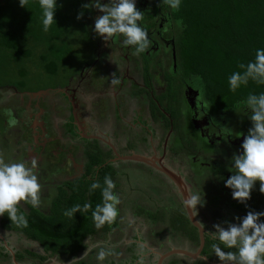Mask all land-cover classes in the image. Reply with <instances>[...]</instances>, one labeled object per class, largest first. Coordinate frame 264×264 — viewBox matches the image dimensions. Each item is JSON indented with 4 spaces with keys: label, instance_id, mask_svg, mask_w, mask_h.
<instances>
[{
    "label": "rangeland",
    "instance_id": "374dc122",
    "mask_svg": "<svg viewBox=\"0 0 264 264\" xmlns=\"http://www.w3.org/2000/svg\"><path fill=\"white\" fill-rule=\"evenodd\" d=\"M142 1L136 0V4L142 6ZM107 2L108 0H104V3ZM99 15H102V13H97L96 11L95 15L88 17L90 18L88 19L90 25H88L87 29L82 27L84 32H80L78 29L82 24L77 22L76 19L71 21L74 31L70 33L67 39L70 47V54H68L69 58L67 60L49 64L42 59L40 60L39 55L45 48L44 41L39 43L27 36L20 41V48L28 51L24 55H29L18 59L10 52L7 55L8 64L0 65L3 68H0V154L3 155L6 162L23 161L27 166H31L32 161L36 162L35 172L42 185L41 206L37 208L43 211H45L44 207H46L47 199L52 195L55 186L62 181L74 179L81 173L87 150L89 148L104 147V144L98 141L85 139L80 136L81 134L77 136L76 133H72V116L73 122L76 124L74 111L78 112L79 110V114L85 113L83 115L86 117H84L83 121L86 122L87 129L89 126L91 129H93L92 126L98 127V125L104 127L106 133L112 137L116 149L121 153L123 147L116 142L115 133L119 134L121 144H124L123 139H126L127 142L129 137L135 138V134L138 138L143 137L139 124L142 128L143 126L145 128L154 127L156 120H152V123L150 117H148L149 113L152 114L157 108L161 110V106L165 105V103L168 105L167 99L162 100L161 97H169L170 101L178 102L179 106L176 107L180 114L186 112L184 97H189V95L191 107H194L196 105L195 102L198 101L199 107L203 108L201 103L204 100L200 97L197 90L192 87L191 82L184 79L177 69V61L173 45L171 44L173 40L170 32L171 27L168 26L169 20L166 19L165 23L162 24V29H158V27H161V25L158 26L159 22L154 25L151 20H144V18L139 21L140 26L148 32L151 44L144 53L134 55L135 47L125 46L122 35L105 41L94 32V20ZM152 33H157L161 37L158 35L157 38L150 36ZM63 45L62 47H65V44ZM48 46H46L47 49ZM120 68L122 70L121 73H125L126 79L116 85L117 88H120L122 84L123 88L115 96L117 91L113 90L116 86L112 88L110 80L113 73L120 80L118 74ZM126 68H128L127 71ZM89 70L92 71L93 76L85 80L89 75V72H86ZM81 73H86L87 76L82 78ZM66 83L69 84L68 87L72 90L70 93H73L74 89V92L86 101L87 109L84 101L79 103L78 97L73 96L71 100L70 95L61 90V86ZM104 85L107 86L103 87ZM66 88L67 86L64 89ZM195 88L198 89L197 87ZM91 94L94 95L90 96ZM152 99L155 101L153 102ZM36 102H38V112L42 109L41 115L36 112L37 107L34 105ZM29 104H31L30 108ZM32 104L34 105L33 108ZM130 106L133 107V112L127 111ZM71 109L72 116L68 120L67 116L70 114ZM200 111L204 112V108L195 111L191 109V114L195 112L196 115L203 116ZM9 112L18 121L15 126H10L8 123L9 119L12 118L8 115ZM119 112L121 113L119 114ZM239 112L241 117L237 116V118H234L235 122L241 126L242 132L241 143H236V148L239 147L238 149L241 148L243 138L248 134L252 126V122L249 119L250 110L243 108ZM121 116L124 118L123 121L120 119ZM36 121H45L46 125L52 129L48 136V133L44 135L43 128L38 127L43 134L40 135L42 139L39 144L37 142L38 133H35ZM221 124L224 123L221 122ZM199 128L193 130L202 133ZM35 135L36 141H34ZM132 143H130L131 146ZM106 148L109 147L106 146ZM144 150L141 151V155L147 156V150ZM202 150L203 153H209L210 148L205 143L202 146ZM241 152H243V149ZM182 157L185 160L180 157L181 165L178 168L175 166V168L180 170V172L189 174L195 184L194 187H190L194 194L200 190L206 195L207 191L205 190L207 189L205 185L198 184L196 177L191 174L190 165L188 166L189 161L184 155ZM116 165L118 167V175L116 176L117 185L115 189L120 198L117 216L118 224L107 234H97L93 239H88L87 251L78 259H51L48 264H92L94 261H97V264H146L147 258L150 257L147 256L150 251L149 247L152 249V254L155 255L163 253L171 247L178 246L184 247L188 251L193 250L195 245L193 246L192 243L189 245L190 242L183 244L184 241L180 235L178 233L175 234V231L170 230L169 225L166 224L171 208L178 201L175 195L168 196L170 188L165 183L163 184L160 179H157L159 177L146 171L147 166L144 168L145 165H138L133 162H125L124 164L116 162ZM225 171L226 168L221 170V172ZM231 171L236 172L237 170L233 167ZM206 172L208 173H203V176L210 177L217 173L212 170H206ZM210 178L213 180L215 176ZM215 189L218 188L211 189L207 197L203 195L205 204L202 207L197 205L198 213L201 212L212 225L221 224L223 227H227V225H224V221L217 216L218 214L225 215L230 220H227L229 223H240L244 215L235 214L231 207L247 210L250 205L247 201L241 206L235 205L233 202L229 205L226 199L232 190L228 187L220 188L218 190L223 192L221 193V191L219 192ZM253 190L255 191V199L251 201L252 204H255L257 199L256 191L259 190V185L256 190L254 188ZM257 195L259 196L260 192H257ZM135 201L138 204L148 205V207H161L162 211L166 213H164V218L160 220L164 223H161L160 226L157 224L156 227L141 225L140 221L142 219L135 217L134 207L136 208L137 205H135ZM261 203L264 207V199ZM29 205L31 203L22 201L18 207L26 209ZM212 231H215L214 228ZM1 247L8 251L10 255V252L14 253L17 250L23 252L24 248L29 247L41 251L39 246L22 235L2 231H0ZM128 247L131 250L135 248V252L138 253L134 261H131V253L127 251ZM101 249L108 251L110 254L103 261H98L97 255ZM175 256L180 259L179 261L176 260L177 264L209 263L202 261L203 259L192 260L184 256H180L181 258H179V255ZM151 259H154L153 255ZM28 260L27 256H25L23 264H29L27 263ZM215 264H222V262Z\"/></svg>",
    "mask_w": 264,
    "mask_h": 264
},
{
    "label": "trees",
    "instance_id": "16d2710c",
    "mask_svg": "<svg viewBox=\"0 0 264 264\" xmlns=\"http://www.w3.org/2000/svg\"><path fill=\"white\" fill-rule=\"evenodd\" d=\"M90 1L56 0L57 8L54 13L56 23L45 32L42 23L43 10L39 0H30L27 8L20 7L19 0H0V65L8 64L7 55L10 52L18 59L29 55H24L28 51L20 48V41L27 36L39 43L44 41L45 48L39 55L40 60L48 64L67 60L70 54L67 39L74 31L71 21L76 19L82 24L78 28L80 32H84L83 28L89 27L88 19L90 18L88 17L95 15L97 11L94 7H83L85 4H90ZM141 3L142 6L136 4V7L139 10L141 7V11L145 14L144 20H151L154 25L159 22L158 26L161 25V27L158 29H162L166 19L169 20L168 26L171 27L173 39L171 44L177 69L207 102L209 114L228 115L231 112L243 110L247 108L243 102L250 94L264 93V83L256 80L249 79L247 84H241L235 91L230 89L228 83L232 73L245 71L240 68L241 64L247 65L253 62L256 51L264 49V0H181L179 10L171 9L162 0H143ZM80 13L82 17L77 19ZM61 42L65 44V47H62L64 45ZM47 45H49L48 49ZM0 68L3 69L2 66ZM66 85L64 84L61 88ZM175 102L173 101L172 104L174 105ZM172 111L175 119L174 130L178 126L183 127V123L179 122L180 116L175 117L178 115V108L172 106ZM71 125L72 133L78 136L76 124L72 122ZM186 139L187 142L192 143L187 151L191 159L197 144L189 137ZM93 140L103 144L99 140ZM105 147V145L94 149L87 147L89 149L84 156L81 174L55 186L52 195L47 199L45 211L32 205L27 206L26 209L19 207V211L27 217L26 228L17 227L10 222L7 213L0 216V231L20 234L41 248V251L30 247L24 248L23 252L15 251L14 257L19 264L25 262V256L29 259L27 262L29 264H48L51 259L61 260L62 258L76 260L87 251L88 238L97 234L105 235L118 224V218H116L112 224L106 223L103 227L97 228L92 218V210L97 204L103 203L101 193L105 187V176H109L117 185L118 167L115 163H106L112 154L111 150ZM224 163L229 167L228 170L230 168L232 170L233 155L228 156ZM137 164L144 166L143 163ZM194 167L196 168V165ZM203 170L205 168L202 170L196 168L194 173L203 174ZM233 173L235 172H227L230 176ZM222 176L223 180L224 175ZM93 181H98L100 188L89 195V188ZM255 184L256 190L258 185L260 187V183L257 181ZM250 199H253L252 195ZM89 201L92 209L83 211V205ZM77 204L81 206V211L71 218L66 216L65 212ZM139 210L141 216L153 227L157 226L162 218V214L158 211ZM179 222L183 225L181 231L185 237L197 246L199 244L197 229L185 213L183 218H179ZM213 244H218L224 251H236L206 236L202 254L213 263L221 262L215 256ZM127 251L131 253V261H134L137 258L135 248L131 250L128 247ZM156 257L154 255V259H151V255L146 263L155 264ZM0 264H12L11 255L3 247L0 248ZM92 264H97V261ZM168 264L176 263L173 261Z\"/></svg>",
    "mask_w": 264,
    "mask_h": 264
},
{
    "label": "clouds",
    "instance_id": "9594fccd",
    "mask_svg": "<svg viewBox=\"0 0 264 264\" xmlns=\"http://www.w3.org/2000/svg\"><path fill=\"white\" fill-rule=\"evenodd\" d=\"M173 10H179L181 0H162ZM30 0H19V6L27 8ZM43 16V30L47 32L56 23L54 13L57 8L56 0H39ZM84 8L94 7L102 15L95 19L94 32L105 41L122 35L125 46H134V55L144 53L150 46L148 32L140 26L139 21L143 20L144 12L136 7V0H108L101 3V0H91ZM82 17L78 14L77 19ZM240 68L245 69L243 73L234 72L229 77L230 89L235 91L241 84H247L249 79L264 83V49H258L255 60L247 65L241 64ZM112 85H118L120 80L112 74L110 80ZM251 115L249 119L252 126L248 134L244 136L241 148L242 154L234 155V167L236 172L226 181L225 187L232 189V198L244 203L251 198V191L257 181L260 183L259 191L264 194V93L260 95L250 94L243 102ZM204 109H208L206 101H202ZM12 117L11 112L8 113ZM10 126H15L18 121L12 117L8 121ZM36 162L32 161L31 166L25 162H6L0 154V216L7 213L10 222L17 227L26 228L28 220L25 214L19 211L22 201L29 202L33 207L41 206L42 185L35 172ZM105 187L102 189L103 203L97 204L92 210V218L97 228L103 227L106 223L112 224L118 216V205L120 198L114 191L116 185L109 177L104 178ZM97 188H100L98 181H93L89 188V195ZM199 193H190L184 204L197 214V205L204 206L205 200ZM92 209L89 201L83 205V211ZM81 211L79 204L74 205L65 212L68 217H73ZM19 213V214H18ZM264 212L249 211L242 218L240 223H228L227 227L221 224H214L215 231L209 232L213 240H218L228 249L236 251H224L218 244H213L215 256L222 264H264V222H261ZM204 229L203 223H200ZM110 253L101 249L97 255L98 261H103Z\"/></svg>",
    "mask_w": 264,
    "mask_h": 264
},
{
    "label": "flooded vegetation",
    "instance_id": "af4514ba",
    "mask_svg": "<svg viewBox=\"0 0 264 264\" xmlns=\"http://www.w3.org/2000/svg\"><path fill=\"white\" fill-rule=\"evenodd\" d=\"M103 3H104V0H103ZM98 12L99 11L97 10V13ZM157 35L159 37H161L157 33H152L150 36H154L157 38ZM127 70H128V68H126V71ZM88 72H89V75H88V77H86L85 80H88L90 77L93 76V73L91 70L87 71L86 73H88ZM121 72H122V70L120 68L118 70L120 81H124L126 79L125 73H121ZM86 73L85 74L81 73L82 78L84 76H87ZM66 84H67L66 85L67 88L64 89L66 87L65 86V87H62L61 90L67 92L70 95V99L72 100V96L69 92L70 88L68 87L69 84L68 83H66ZM70 84H71V82H70ZM105 86H107V85H104L103 87H105ZM110 86L113 88L114 85L110 84ZM122 88H123L122 84H121L120 88H117V86L114 88L113 91H117V94L115 96H117L121 92ZM193 94H195V93H193ZM73 95H74L73 97H78L77 100L79 103H80V101L81 102L84 101L75 92H73ZM92 95H94V94H91L90 96H92ZM189 97H190V95H189ZM189 97H184L185 102H186V110H185L186 112H183L182 114L178 113V115L175 116V117L180 116L179 122H181V124H182V121H183V127L178 126L175 130L173 128V126H175L173 123V122H175V120L173 121L172 106H174V107L179 106V103L175 102V104L173 105L172 104L173 101H170L169 97H161L162 100H164L165 98L167 99L168 105L165 103V105L161 106L162 107L161 110L159 108H157V110L153 111L152 114L149 113L148 117H150L151 122L154 119L156 120L154 122L155 125L153 124L154 127H152V128L146 127L145 128V126H143V128H142L141 125L139 124L140 132H142V134L144 135L143 137L138 138L135 134V138L129 137V140H127V142H126V139L125 140L123 139L124 144H121V141H120L121 139H120L119 134L115 133L116 134V138H115L116 142L119 143L123 147L121 153H119L118 150L116 149V147L112 141V137L106 133V130L104 127H100V125H98V127L92 126L93 129H91V127L89 126V128L87 129L86 122L83 121L84 117H86L83 115L85 113L82 112L81 114H79V110H78V112L74 111V113H75L74 116H75V118H77L76 120H78L81 123V125L84 129V132H87L86 134L96 135V136L101 137L102 140H100V139H96V140L101 141L105 146L109 147V149L111 150L112 156H111V158H109L106 161V163H108V162H112L115 164H116V162H118V163L121 162L122 164H124L125 162H127V163H131V162L139 163L136 161H123L120 159L112 160L115 158V155H114L113 150L109 144H111L114 147L115 151L120 155H128L131 153L141 154V151H143V149H145L144 151L147 150L146 153H148V154H146L147 157H156L158 159V161L155 160L156 164L162 165V166L170 169L175 175H178L180 177V184L186 188V192L189 195L190 193L194 194L192 192V190H190V187H194L195 184L191 180V177L189 176V174H187L186 172H180V170L175 168V166L178 168V166L181 165L180 164L181 160H179L180 157L183 160H185V158L182 157L184 155L186 157L187 161H189L188 166L190 165L191 174L196 177L199 185H201V184L205 185V188L207 189L205 191H207V193H206V195H204V197H207L208 192H210L211 189H213L215 187H217L218 189L225 187L224 179L227 180L230 177V175H228L227 172H232V171L228 170L229 167L226 165V163H224V160L230 155H233V156L239 155L241 150H242V148H240V149H238L239 147L236 148L237 144L241 143L240 137L242 135V132H241V126H239L237 124V122H235V120H234V118H237V116L241 117V114L239 111H237V112H231L228 115L225 113H219L218 115L213 116L212 114H209L204 109V112L200 111V113L203 114V116H198V115H196L195 112L192 113L193 114L192 115L191 109L193 111H195V110L203 109V108L199 107V104L197 103L198 101L195 102L196 105H194V107H191L190 102H189ZM152 101L154 102L155 100L152 99ZM84 104H86V109H87L86 101H84ZM188 107H190L191 109L190 108L188 109ZM127 111L133 112V107L130 106L129 108H127ZM120 113L121 112H119V114ZM145 113H146V111H145ZM244 114H246V112H244ZM244 114H242V115H244ZM146 115H147V113H146ZM71 116H72V109L70 110V114H68V116H67L68 120L71 119ZM244 116H247V115H244ZM120 119L122 121L124 120V118L122 116L120 117ZM217 121H219V122L217 124H215ZM72 122H73V116H72ZM221 122H223L224 124H221ZM36 124L37 125L35 128V133L36 132L38 133V135H37L38 141L37 142L39 144L41 139H42V138H40L42 131L38 127L43 128L44 135L46 133H48V136L51 133L52 129H50L51 127L46 125L47 123L45 121H36ZM209 126H210V130L208 131ZM198 127H200L199 130L202 133H199V132L193 130V129L197 130ZM71 130H69V131H71ZM78 133L80 135L79 130H78ZM90 133H92V134H90ZM129 135H131V134H129ZM187 137H189L190 139H193L195 141V143L197 144L196 150L192 152L193 157L191 159L189 158L187 151H189L188 146H190V144H192V143L187 142V139H186ZM85 139H87V138H85ZM93 139H95V138H93ZM155 139L157 140L156 142H155ZM34 141H36V135H35ZM130 143H132V146H134V147H132ZM205 143L210 148L209 153H203L202 146ZM34 145L36 146V144H34ZM105 149H108V148L105 147ZM241 154H242V152H241ZM144 165H145L144 168L147 166L145 169L146 171H148L152 175H155L156 177H159L157 179H160L163 182V184L165 183L166 186H168L170 188L169 189L170 193H168V191H167L168 196L171 197V195H175L177 200H178L177 204L174 205L173 208H171V211L168 214V218H167L168 220H167L166 224L169 225V229L175 231L174 232L175 234L178 233L180 235L181 239H183V241H184L183 244H185V243L188 244L190 242L189 245L192 243L194 246L195 243L188 240L185 237L184 233L181 231L183 225H182V223L179 222V218H183V213H185L187 215V212H186V208H185V204H184L182 195L180 193V189L174 184V182L171 179L166 177L164 174L158 172L155 168H153L149 165H146V164H144ZM195 165H196V168L199 170H202V168H205V170H203V173H208V172H206V170H212L213 172H217L214 175L215 178H213V180H211L210 177H214L213 175L210 177H207L206 175L203 176V174H201V172L195 174L194 173V170L196 169L194 167ZM223 168H226L225 172H221V170ZM152 170H154L155 172ZM158 173H160L161 175H159ZM222 175H224L223 180H222V177H223ZM255 186H256V184L254 185V188H255ZM218 189H215V190L220 192L221 190H218ZM156 191L160 192L158 190H156ZM115 192H116V189H115ZM199 192H201V194H202V191L198 190V193ZM254 192H255L254 190L251 191V195L253 196V199H255ZM257 192H260V191H256L257 199L255 200V204H252V201H251L252 199L247 200V203L250 205L249 209H247V210L241 209L240 210V209H237L235 207H231L232 211H234L235 214L244 215V216L249 211L264 212V207L261 205L262 204L261 201L264 199V196H263L264 194L262 195L260 193V195L258 196ZM221 193H223V192L221 191ZM230 193L231 194L226 199L227 204L230 205L232 202L238 206H241L244 204V203L238 202L237 200H234L232 198V191ZM134 203H135V205L137 204L136 208L134 207L135 217L142 219V221H140L141 225L148 227L149 222L141 216V214L139 213L140 212L139 209L151 210L153 212L157 210L158 212H160L162 214V218H164L165 211H162L163 209L161 207H159V206H156L155 208L148 207V205H144L143 203L138 204V202H136V201ZM178 205H180V207H178ZM192 213L194 215V218L198 221L199 224L203 223V225H204V237L210 236L209 232H212L213 225L209 223V221L203 216V214L201 212L198 213V211H197V214H196L194 211H192ZM216 214H218V213H216ZM217 216L220 217L221 220L224 221L223 222L224 225H227L229 223V222H227V220H229V219H227V217L225 215L218 214ZM187 217H188V215H187ZM260 219H261V222H264V217H261ZM161 223L163 224L164 222L160 221L157 224H159V226H160ZM154 227H156V226H154ZM157 228H159V227H157ZM88 239L91 240V239H93V237H90ZM204 244H205V242H204ZM198 246H199V244L197 246L195 245V247H193V250H191V252H194L198 248ZM178 247H180V246H178ZM180 248H184V247H180ZM148 249L150 251H149V254L147 256H150V257H151V255L154 256L155 254H152L153 253L152 249L150 247ZM135 255L138 256V253L135 252ZM156 256L157 257L155 258V264H156V260L158 258V255H156ZM180 256L181 255H179V258H181ZM150 257L147 258L146 262H148ZM184 257L191 259L190 257H187V256H184ZM197 259H200V260L203 259L202 261H204L206 263L209 262L208 264L213 263L212 261L207 259L206 255L202 254V251L200 252V255ZM197 259H195V260H197ZM176 260L179 261L180 259H178L177 256L172 255V256H169L168 258H166L162 264H168L169 262H173V261L177 264ZM214 263H216V262H214Z\"/></svg>",
    "mask_w": 264,
    "mask_h": 264
},
{
    "label": "water",
    "instance_id": "95a60500",
    "mask_svg": "<svg viewBox=\"0 0 264 264\" xmlns=\"http://www.w3.org/2000/svg\"><path fill=\"white\" fill-rule=\"evenodd\" d=\"M191 90H193V89H191ZM41 92H44V91H41ZM192 93H194V92H192ZM76 124H77V128L80 131V134L82 137L87 138V139L95 138V139L102 140V138L99 136L86 134L84 132V129H83L81 123L78 120H76ZM109 145L112 148L113 153L115 155V158L112 160L120 159L123 161H136V162L143 163V164H146V165H149V166L155 168L158 172L164 174L166 177L171 179L174 182V184L180 189V193L182 195L183 201L185 199H187L188 194L186 192V188L180 184V177L178 175H175L170 169H168L162 165L156 164L155 160L158 161V159L156 157H147V156H143L141 154H134V153H131L128 155H120L115 151L114 147L111 144H109ZM185 208H186V212H187L189 221L197 229V232H198V237H199L198 248L194 252H191V251H188L187 249H184V248L171 247L169 250H167L163 253H157L158 258L156 260V264H162L166 258H168L169 256H172V255L187 256L193 260H195L199 257L200 252L202 251L203 246H204V242H205L204 229L201 228L198 221L194 218V215L191 212V209H187L186 206H185ZM10 253L12 255V264H19L14 257V253H12V252H10ZM213 264H215V263H213Z\"/></svg>",
    "mask_w": 264,
    "mask_h": 264
},
{
    "label": "crops",
    "instance_id": "0c3cea01",
    "mask_svg": "<svg viewBox=\"0 0 264 264\" xmlns=\"http://www.w3.org/2000/svg\"><path fill=\"white\" fill-rule=\"evenodd\" d=\"M70 91H72V90L69 89V92H70ZM73 92H74V89H73ZM70 94H71V96H74L73 93H70ZM37 103H38V102L34 103V105L37 107L36 112H37V113H40L39 115H41L42 109H40V111L38 112L39 107H38ZM34 105L32 104V108H33ZM30 107H31V104H29V108H30Z\"/></svg>",
    "mask_w": 264,
    "mask_h": 264
}]
</instances>
